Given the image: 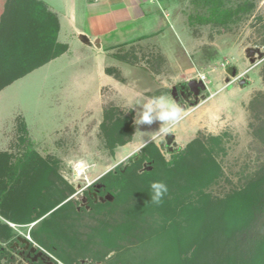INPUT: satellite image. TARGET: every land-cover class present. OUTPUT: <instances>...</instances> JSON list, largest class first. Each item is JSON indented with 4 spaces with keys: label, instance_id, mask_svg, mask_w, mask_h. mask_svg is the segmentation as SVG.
<instances>
[{
    "label": "rangeland",
    "instance_id": "1",
    "mask_svg": "<svg viewBox=\"0 0 264 264\" xmlns=\"http://www.w3.org/2000/svg\"><path fill=\"white\" fill-rule=\"evenodd\" d=\"M6 1L0 0V18ZM198 1L187 0L182 7L185 22L180 33L170 25L165 49L134 48L124 63L108 64L107 70L119 78V84L97 83L93 56L80 48L77 38L63 40L69 45V56L63 55L0 90V153L13 156L10 161L7 155L0 158L4 163L0 167V225L10 223L14 238L28 236L52 264H123L124 259L127 264H254L264 249L261 226L250 236L241 230L229 232L215 207L200 226L199 219L191 224L179 210L174 211L177 215L172 216V227L166 224L164 227H170L162 232V217L155 211L149 215L151 196L143 195L141 200H132L139 207L133 216L140 220L135 230L126 231L123 242L126 234L118 235L115 227L95 231L97 221L90 217L91 208L84 209L82 203L86 187L109 171L132 168L130 179H139L150 168L148 158L157 163L173 158L178 162L171 169L179 178L177 182L172 180V186L163 182L168 188L164 195L168 203H195L206 197L214 205L243 188L264 167V130L260 128L264 123V0H224L232 9L244 4L249 9L226 26L200 22L206 11ZM5 22L3 34L7 36L15 22L8 17ZM164 27L168 28L167 24ZM251 50H258L262 59L250 55ZM201 76L205 91L194 98L177 93L175 101L173 88ZM242 80L244 85H240ZM161 95L183 110V118L167 135L159 132L162 122L158 120L139 123L149 98ZM226 105L228 113L215 114ZM19 121H24L35 151L47 160L50 170L44 181L38 174L28 183L26 169L13 162ZM150 143L158 154L144 153L143 148ZM188 145L191 151L182 158ZM79 161L90 167L75 177L74 166ZM187 167L193 173L208 170L210 182L181 193L178 185L186 181ZM10 179L11 190L3 192ZM48 187L62 192L63 203L72 205L78 222L67 219L63 211L51 216L48 232L41 224L48 215L30 224L11 223L33 217L37 213L33 208L49 199L34 195ZM132 197L131 193L129 199ZM113 217L115 214L105 215L104 220ZM103 234L107 245L103 244ZM3 240L6 238L0 245H6ZM109 245H120V249L108 252L102 261L91 258ZM7 253L0 262L9 259L16 264V253Z\"/></svg>",
    "mask_w": 264,
    "mask_h": 264
},
{
    "label": "trees",
    "instance_id": "2",
    "mask_svg": "<svg viewBox=\"0 0 264 264\" xmlns=\"http://www.w3.org/2000/svg\"><path fill=\"white\" fill-rule=\"evenodd\" d=\"M198 2L202 4L206 11V15L201 17L199 21L213 26H226L233 22L237 16L249 11L246 4L232 9L225 5L224 0H199ZM5 5V12L0 18V90L43 66L47 62L57 58L65 51V48L57 43V25L55 17L44 3L38 0H7ZM6 17L15 22L14 28H11L10 35L8 34L7 36L3 34L4 27L6 26L7 28L8 24L5 22ZM108 73L110 74L111 71L108 70ZM113 77L117 80L119 79L117 76ZM262 79L264 80V72ZM260 128L264 130V123H261ZM17 132L16 148L18 149L16 152L17 156H14L16 160L13 162L26 169L27 175L29 176L26 178L27 182L28 180L33 181V176L38 174L42 176L43 180L45 177L44 174H47L48 170H50L46 167L47 160H44L35 151L24 121L18 122ZM143 149L144 153L147 155L149 154V156L154 153L158 154V150L151 143L146 145ZM190 151L191 148L188 145L181 153L183 156L182 158ZM6 155L9 158L8 161L13 158V156L7 152L0 153V158L5 159ZM182 158H180V160ZM142 159L145 160L146 158L142 156ZM147 160L150 168L144 170L140 174L139 179L137 178L135 181L130 179L133 173L132 168H119L114 172L109 171L98 180L104 187V192L112 198V201H105L102 204L91 203L90 208L92 214L90 217L93 221H97V225L93 227L95 231H97L98 228L115 227L118 235L123 232L126 234L123 237L124 242L125 237H127L126 231L128 232L133 228L135 230L137 222L140 220L139 218L137 221V219H135L137 216H133L134 211L136 212L139 207H137L138 205H135V202H132V200L135 201L137 198L141 200L143 195L146 194L151 196L150 186L153 182H167L168 186H172L173 181L179 179L178 177L175 178V174L172 173L171 170L178 164L176 158H173L169 162H164L160 159V163H157L155 158H148ZM138 161L139 158L135 159L134 162L138 163ZM1 164L4 163L0 160V167ZM189 170H191L190 167H187L186 181L181 186L180 184L178 185L181 193L187 192L190 188H197L198 184L200 187L206 186L210 182L211 176H208L210 175L208 170H199V173H193ZM206 172L208 173L206 174ZM17 175H19V173H17ZM12 180L13 179L8 180L10 184L3 192L11 190L10 186L13 183ZM18 180H20V183L23 182L21 179ZM5 184L8 183L6 182ZM39 191L40 193L38 195H33L39 196L40 199H45V197L48 196L50 200L47 199L45 203L42 202L39 204L37 209L33 208V210L37 212L33 217H27L26 220L18 219L17 221L20 223H11L30 224L48 215L41 222L48 232L50 231V224L48 223L51 221V216L58 212L62 213L63 211H66L68 214L66 217L67 219L69 218L77 221V217H75L77 214L73 212L72 205L69 202L63 203L65 197H63L64 195L61 196L62 192L58 194V189L52 190L50 187L46 188L44 191L42 189ZM131 193L134 194V197L129 199ZM150 206L149 215H152L151 212L155 211L159 213V216L163 219L161 231H167L170 226L172 227L170 224L172 216L177 215L174 211L179 210L178 213L187 218V220H190L191 224L199 219L200 226L209 213L214 212L213 207H215L216 211H220H218V214L220 215L219 217H221V223L226 225V229L229 232L233 233L236 230H238V232L241 230L245 236H250L251 233H254L260 226V228L264 230V167L261 168L259 175H256L255 178L249 181L243 188L235 191V193L227 197L224 201L215 202L214 205L206 197L197 199L195 203L189 202L184 204L174 200L168 203L165 197H163L160 204L151 202ZM109 214H115V217L104 220V216H108ZM166 224L170 226L168 228L164 227ZM143 233L142 231L141 235ZM31 235H33V231L30 232V237ZM175 236L177 240L179 237H177L176 234ZM3 237L6 238V240H3L4 242L6 241V245H0V259L8 256L9 253L7 252L11 251L10 246L15 241L13 230L5 223L0 225V240H2ZM102 238L105 241L103 244L105 243L107 245V236L103 234ZM30 245H32V243ZM120 245L115 247L109 245L108 249L106 248L104 251L95 252L91 258H93L94 261H102L108 252L119 251ZM121 258L123 259L124 257L121 256ZM49 260L52 262L50 258ZM0 264L13 263H10L9 259H6V263L0 262ZM123 264H127L125 259ZM254 264H264V249L257 254Z\"/></svg>",
    "mask_w": 264,
    "mask_h": 264
},
{
    "label": "crops",
    "instance_id": "3",
    "mask_svg": "<svg viewBox=\"0 0 264 264\" xmlns=\"http://www.w3.org/2000/svg\"><path fill=\"white\" fill-rule=\"evenodd\" d=\"M38 1L44 3L54 15L57 43L62 45L65 51L35 70L58 60L63 55L69 56V45L63 40L79 38L80 48L89 51L91 57L93 56L95 76L99 79L97 83L113 85L119 82L108 73V64L112 66L111 64L124 63L126 61L124 57L127 54L132 55L134 48L165 49L168 45L167 33L172 32V26L175 32L181 31L185 22L182 19V7L187 2V0H57V3L51 0L52 5L46 0ZM165 24L168 28L164 27ZM160 54L167 53L162 51ZM101 80L105 82L101 83Z\"/></svg>",
    "mask_w": 264,
    "mask_h": 264
},
{
    "label": "clouds",
    "instance_id": "4",
    "mask_svg": "<svg viewBox=\"0 0 264 264\" xmlns=\"http://www.w3.org/2000/svg\"><path fill=\"white\" fill-rule=\"evenodd\" d=\"M204 77L201 76V79ZM183 110L175 102L170 101L166 96L161 95L157 97L149 98V102L144 105L139 123L140 124H152L154 121L162 122V126L159 128V132L163 135L169 134L173 127L177 125L183 118ZM186 114V113H184ZM128 155H131L129 153ZM127 158V157H126ZM90 165L84 161H79L75 164L74 170L76 175L79 176L82 171H86ZM94 182V181H93ZM151 188V202L160 204L164 195L168 192L167 185L163 182H153Z\"/></svg>",
    "mask_w": 264,
    "mask_h": 264
},
{
    "label": "flooded vegetation",
    "instance_id": "5",
    "mask_svg": "<svg viewBox=\"0 0 264 264\" xmlns=\"http://www.w3.org/2000/svg\"><path fill=\"white\" fill-rule=\"evenodd\" d=\"M186 84H182L178 86L176 90V94L182 98L192 97L195 96L189 92V89L185 86ZM182 87V89H181ZM106 196H109L107 193L104 192V187L98 182L95 181L91 183L89 186L86 187L82 195V203L84 204V209L90 208L92 204H102L106 200ZM16 237L15 241L11 244L10 250L16 253V257L18 258L17 263L19 264H52L46 254H44L41 250L37 249L34 253H30V245L27 249H25V244L21 239L18 241ZM83 263V261H81ZM16 263V264H17Z\"/></svg>",
    "mask_w": 264,
    "mask_h": 264
},
{
    "label": "water",
    "instance_id": "6",
    "mask_svg": "<svg viewBox=\"0 0 264 264\" xmlns=\"http://www.w3.org/2000/svg\"><path fill=\"white\" fill-rule=\"evenodd\" d=\"M250 55H254V54H257L259 59H262V54L256 50V51H250L249 53ZM244 82L245 81H241L240 85H244ZM188 89H189V92L192 93L194 96H198L200 92H203L206 90V86L204 84V82L202 80H191L189 81L186 85H185ZM182 89V87H181ZM176 88H173L172 89V97L175 99V101H177V98H176ZM111 197L110 196H106V200L108 201H111ZM21 239L18 238V241ZM23 241V243L25 244V249H27L29 246H30V242L27 241L25 238H22L21 239ZM37 250L36 246L35 245H32V247L30 248V253H34L35 251ZM19 264V263H17Z\"/></svg>",
    "mask_w": 264,
    "mask_h": 264
},
{
    "label": "bare ground",
    "instance_id": "7",
    "mask_svg": "<svg viewBox=\"0 0 264 264\" xmlns=\"http://www.w3.org/2000/svg\"><path fill=\"white\" fill-rule=\"evenodd\" d=\"M226 109H227V105L222 107L221 109L216 110L215 114L220 115V114L228 113L229 111H227ZM75 177H77L76 172H75Z\"/></svg>",
    "mask_w": 264,
    "mask_h": 264
},
{
    "label": "built area",
    "instance_id": "8",
    "mask_svg": "<svg viewBox=\"0 0 264 264\" xmlns=\"http://www.w3.org/2000/svg\"><path fill=\"white\" fill-rule=\"evenodd\" d=\"M199 80H202V81H204V78L203 79H201V77L199 78ZM27 241H29L30 243H31V239L28 237V236H26V237H24ZM36 246V245H35Z\"/></svg>",
    "mask_w": 264,
    "mask_h": 264
}]
</instances>
